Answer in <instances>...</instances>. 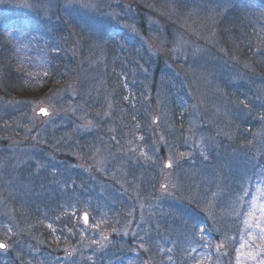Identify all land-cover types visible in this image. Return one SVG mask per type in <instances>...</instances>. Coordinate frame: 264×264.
<instances>
[{"label":"rangeland","instance_id":"374dc122","mask_svg":"<svg viewBox=\"0 0 264 264\" xmlns=\"http://www.w3.org/2000/svg\"><path fill=\"white\" fill-rule=\"evenodd\" d=\"M263 18L264 0H0V264H264Z\"/></svg>","mask_w":264,"mask_h":264},{"label":"trees","instance_id":"16d2710c","mask_svg":"<svg viewBox=\"0 0 264 264\" xmlns=\"http://www.w3.org/2000/svg\"><path fill=\"white\" fill-rule=\"evenodd\" d=\"M240 39V38H239ZM241 41H243L242 39H240ZM242 45H244V42H241ZM246 45V44H245ZM248 49H250L251 51H248ZM252 49H254V46L252 47H248L247 48H243V50H245V52H247V55H253L252 53ZM260 69V68H259ZM261 71H263V68H261ZM22 78L20 76H15L14 81L12 86H14L16 88V92L17 94H20L21 91L19 90L20 86L22 85ZM240 140L238 141V143L245 145V140L242 137H238ZM247 147V146H246ZM251 169H250V173L253 175V177L255 178V176H259L261 179H263V172H264V153L262 152H252L251 154ZM256 164V167L254 166Z\"/></svg>","mask_w":264,"mask_h":264},{"label":"water","instance_id":"95a60500","mask_svg":"<svg viewBox=\"0 0 264 264\" xmlns=\"http://www.w3.org/2000/svg\"><path fill=\"white\" fill-rule=\"evenodd\" d=\"M41 109H46L47 110V112H48V115H43L42 114V112H41ZM37 114L39 115V116H41V118L42 119H47L48 118V116H49V110L47 109V108H44V107H41V108H39L38 110H37ZM85 215V214H84ZM84 215L82 216L83 217V219H84ZM88 217V216H87ZM87 223V222H86ZM0 243H2V244H4V245H6L5 243H3V242H1L0 241ZM1 250H6L7 249V245H6V247H4V248H0Z\"/></svg>","mask_w":264,"mask_h":264},{"label":"snow or ice","instance_id":"6c2138e0","mask_svg":"<svg viewBox=\"0 0 264 264\" xmlns=\"http://www.w3.org/2000/svg\"><path fill=\"white\" fill-rule=\"evenodd\" d=\"M41 112H42V114L45 115V116L48 115V112H47L46 109H41ZM87 220H88V217H87V214H85V215H84V221H85V223L87 222ZM4 247H6V245L0 243V248H4Z\"/></svg>","mask_w":264,"mask_h":264}]
</instances>
